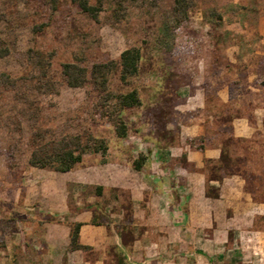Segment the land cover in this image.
Returning <instances> with one entry per match:
<instances>
[{"label": "rangeland", "instance_id": "rangeland-1", "mask_svg": "<svg viewBox=\"0 0 264 264\" xmlns=\"http://www.w3.org/2000/svg\"><path fill=\"white\" fill-rule=\"evenodd\" d=\"M88 2L96 19L73 0H0V49L8 51L0 56V264H48L39 252L46 226L54 243L76 219L120 230L130 191L94 182L105 185L111 165L131 172L136 161L156 181L148 193L198 171L215 200L218 184L234 179L240 198L228 209H256L239 223L264 233V0ZM128 48L141 59L124 83ZM66 63L87 70L83 87L67 86ZM132 90L140 106L119 108L117 96ZM119 116L124 138L115 133ZM68 136L103 141L107 153L86 151L67 173L29 165L34 149ZM205 151L218 158L187 162L188 152Z\"/></svg>", "mask_w": 264, "mask_h": 264}, {"label": "crops", "instance_id": "crops-1", "mask_svg": "<svg viewBox=\"0 0 264 264\" xmlns=\"http://www.w3.org/2000/svg\"><path fill=\"white\" fill-rule=\"evenodd\" d=\"M216 152H188L186 160L199 168L202 158L217 159ZM110 167L107 184H94L130 191V211L120 224L122 228L76 219L81 224V248L70 250V230L66 239L54 243L48 239L53 229L46 226V241L39 251L42 262L47 258L48 264H264V233L239 223L242 214L253 216L256 209H228L229 199L240 198L234 179L219 183L220 196L212 200L205 195V177L198 171L184 172L172 179L169 187L148 193L156 181L147 178L143 169L130 172L120 165ZM181 189L186 190L185 196L179 195Z\"/></svg>", "mask_w": 264, "mask_h": 264}, {"label": "trees", "instance_id": "trees-1", "mask_svg": "<svg viewBox=\"0 0 264 264\" xmlns=\"http://www.w3.org/2000/svg\"><path fill=\"white\" fill-rule=\"evenodd\" d=\"M50 6L55 7L57 0H45ZM78 8L92 19H96L100 10L91 6L88 0H73ZM7 49H0V56L7 54ZM141 53L138 48H128L120 54V80L128 82L131 78L137 76L139 71V62ZM62 75L65 78L66 84L70 88L83 87L87 82V70L74 63H66L62 65ZM117 105L121 109H131L140 106V99L135 90L119 95L116 98ZM115 133L119 138L126 136V126L120 119L117 118L115 123ZM94 140L92 137L88 138ZM83 143L80 136H68L58 141L47 143L42 147L33 150L29 165L38 169H49L59 173L70 172L76 165L81 164L83 155L86 151L91 150L95 154H100L102 157L107 153V146L103 141L92 143L89 146V140ZM93 142V141H92ZM224 157V156H223ZM222 157V159H223ZM134 170L140 171L141 165L136 161ZM103 193L102 187H97L95 195L101 196ZM81 224H75L70 230V248L78 250L81 246L78 244L79 230Z\"/></svg>", "mask_w": 264, "mask_h": 264}]
</instances>
